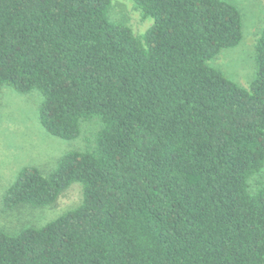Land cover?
Returning <instances> with one entry per match:
<instances>
[{
    "label": "trees",
    "instance_id": "1",
    "mask_svg": "<svg viewBox=\"0 0 264 264\" xmlns=\"http://www.w3.org/2000/svg\"><path fill=\"white\" fill-rule=\"evenodd\" d=\"M140 37L112 0H0V89L42 96L39 122L92 146L43 175L23 168L6 210L45 208L71 184L81 203L41 227L0 229V264H264L263 28L248 88L210 66L242 39L221 0H130Z\"/></svg>",
    "mask_w": 264,
    "mask_h": 264
},
{
    "label": "rangeland",
    "instance_id": "2",
    "mask_svg": "<svg viewBox=\"0 0 264 264\" xmlns=\"http://www.w3.org/2000/svg\"><path fill=\"white\" fill-rule=\"evenodd\" d=\"M233 5L241 16L242 39L235 47L223 50L209 64L229 80L248 88L255 77L254 49L263 28L264 0H221ZM110 20L127 26L140 38L152 21L142 16L130 0H112ZM42 96L37 91L19 93L4 86L0 89V229L13 234L23 227H41L63 213L76 208L82 200V186L71 184L54 204L45 208L4 209L2 198L25 167H34L43 175L52 173L60 159L71 151L92 146L99 129L97 120L84 122L80 135L72 140L50 136L40 125ZM252 190L264 186V168L250 179Z\"/></svg>",
    "mask_w": 264,
    "mask_h": 264
}]
</instances>
